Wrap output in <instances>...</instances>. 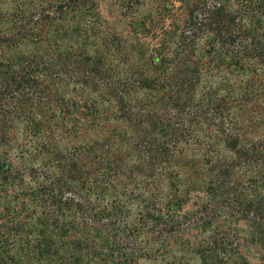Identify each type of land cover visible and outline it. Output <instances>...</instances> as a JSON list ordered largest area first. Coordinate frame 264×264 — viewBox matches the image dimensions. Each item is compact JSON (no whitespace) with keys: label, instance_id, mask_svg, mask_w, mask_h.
<instances>
[{"label":"trees","instance_id":"1","mask_svg":"<svg viewBox=\"0 0 264 264\" xmlns=\"http://www.w3.org/2000/svg\"><path fill=\"white\" fill-rule=\"evenodd\" d=\"M264 264V0H0V264Z\"/></svg>","mask_w":264,"mask_h":264},{"label":"rangeland","instance_id":"2","mask_svg":"<svg viewBox=\"0 0 264 264\" xmlns=\"http://www.w3.org/2000/svg\"><path fill=\"white\" fill-rule=\"evenodd\" d=\"M140 264H152V263H150L148 261H142Z\"/></svg>","mask_w":264,"mask_h":264}]
</instances>
